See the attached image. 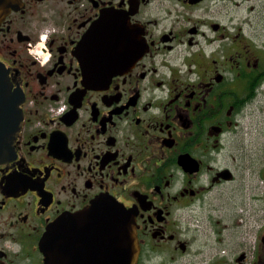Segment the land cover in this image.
Masks as SVG:
<instances>
[{
    "label": "flooded vegetation",
    "instance_id": "1",
    "mask_svg": "<svg viewBox=\"0 0 264 264\" xmlns=\"http://www.w3.org/2000/svg\"><path fill=\"white\" fill-rule=\"evenodd\" d=\"M258 29L264 0H16L0 22V150L12 148L0 157V264H45L47 228L98 198L135 214L134 264L202 252L199 207L232 242L211 264H264V206L247 212L264 186L245 179L243 121L264 75ZM131 38L141 54L130 67L96 70L130 54ZM226 197L236 213L216 229ZM110 227L108 241L100 226L66 227L64 264H113Z\"/></svg>",
    "mask_w": 264,
    "mask_h": 264
},
{
    "label": "water",
    "instance_id": "2",
    "mask_svg": "<svg viewBox=\"0 0 264 264\" xmlns=\"http://www.w3.org/2000/svg\"><path fill=\"white\" fill-rule=\"evenodd\" d=\"M13 7H16V0H0V22ZM105 23L104 16H102L92 30H97L99 26L105 25ZM127 44L128 48L130 47V54L124 50H115L111 60L95 63L93 66L97 71H102L106 77L110 76L111 73L127 69L141 54L138 49L139 40L135 41L131 38ZM15 134L6 135V140L13 139ZM10 144L8 140L5 147H10ZM11 151L12 148L0 150V157H9ZM95 202L91 208L59 218L47 228L40 242V247L45 256V264H64L68 254L66 245L69 241L66 235H70V232H65V228L86 225V223L96 227L100 226V231L105 234L104 239L106 241L109 239V225L111 226L110 231L114 230L116 233L112 237L113 264H134L136 262L139 255V243L137 242L135 214L129 209L127 210L120 202L110 198H98Z\"/></svg>",
    "mask_w": 264,
    "mask_h": 264
},
{
    "label": "rangeland",
    "instance_id": "3",
    "mask_svg": "<svg viewBox=\"0 0 264 264\" xmlns=\"http://www.w3.org/2000/svg\"><path fill=\"white\" fill-rule=\"evenodd\" d=\"M254 29V25H253ZM254 40L259 42L264 40V33L258 29V32L255 33L253 30ZM260 50L264 51V47H259ZM264 67V62L261 63ZM264 79L261 80V83L258 85L259 91H256L253 101L248 105V114L244 117L243 121L250 124V128L246 129L249 133L245 135V142L248 148H251L250 158L254 167L252 170L245 173V179L250 185H257L256 192L261 194L264 183L262 181L261 175L259 174V168L264 164ZM258 149V150H257ZM235 198V196H234ZM233 199L228 197L224 200L217 201L221 206L214 212L213 225L218 229L221 223H217L219 219L220 222L230 221L233 215L236 213L233 206ZM263 196H260V199L257 200L254 207L250 204L249 217L255 219L256 214L259 216L262 212V206H264ZM257 209V213L255 212ZM194 224L192 228L196 230V239L198 247L202 252L194 255L193 257H188V261L184 264H211V259H208L216 250L226 247V245H231L232 242L229 240L219 241L216 238L218 237L216 233L207 226L206 215L208 210L206 208H197ZM251 214V215H250ZM249 244H253V241L250 240Z\"/></svg>",
    "mask_w": 264,
    "mask_h": 264
},
{
    "label": "trees",
    "instance_id": "4",
    "mask_svg": "<svg viewBox=\"0 0 264 264\" xmlns=\"http://www.w3.org/2000/svg\"><path fill=\"white\" fill-rule=\"evenodd\" d=\"M264 74V73H263ZM262 75V74H261ZM264 79V75L261 76V79L258 80V85L261 83V80Z\"/></svg>",
    "mask_w": 264,
    "mask_h": 264
}]
</instances>
